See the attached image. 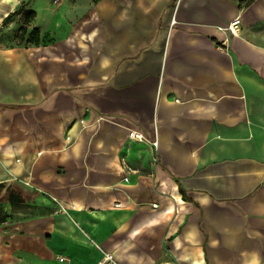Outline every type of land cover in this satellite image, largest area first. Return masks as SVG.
Here are the masks:
<instances>
[{"label": "crops", "instance_id": "crops-1", "mask_svg": "<svg viewBox=\"0 0 264 264\" xmlns=\"http://www.w3.org/2000/svg\"><path fill=\"white\" fill-rule=\"evenodd\" d=\"M98 14L88 53L51 52L44 79L42 58L0 57V185L63 209L0 224V264H264V0Z\"/></svg>", "mask_w": 264, "mask_h": 264}, {"label": "rangeland", "instance_id": "rangeland-1", "mask_svg": "<svg viewBox=\"0 0 264 264\" xmlns=\"http://www.w3.org/2000/svg\"><path fill=\"white\" fill-rule=\"evenodd\" d=\"M100 1L17 0L14 10L21 7L23 10L34 12V16L28 24L24 23L22 14L11 16L10 20L3 25L2 20H0V57H3L5 49L17 47L24 52L28 63L38 64L42 58L45 63L36 65L42 79L50 73V65L49 63L46 64L44 57H49L51 52L61 55L62 60L67 59L64 56L67 54L76 61L82 59L88 53L90 45L86 39L79 38L80 33L88 35L95 31V34H98L99 25L96 24L97 21L86 19L99 15ZM8 5V3L0 0V17L5 11H9ZM57 21L59 22L58 25L56 24ZM52 22H55L54 30H51ZM33 28H37L39 31L37 44L34 43ZM40 47L46 48L42 54ZM31 187V185H25L20 179L11 181L9 185H0V207L7 213L13 212L12 218L8 219L7 223L17 224L20 220L33 215L63 212L60 204H58L60 202L46 200L49 199L48 195ZM11 196L15 198L13 205L10 202ZM19 201L22 202V205L17 203Z\"/></svg>", "mask_w": 264, "mask_h": 264}, {"label": "trees", "instance_id": "trees-1", "mask_svg": "<svg viewBox=\"0 0 264 264\" xmlns=\"http://www.w3.org/2000/svg\"><path fill=\"white\" fill-rule=\"evenodd\" d=\"M19 14H22V16L24 17V23L25 24H28L30 22V20L33 18L34 16V12L32 11H26V10H23L21 7L20 8H17L16 10H14L12 13L8 14L6 17L3 18L2 20V25L3 24H6L11 16L13 15H19ZM32 33L35 37V41L34 43L37 44L38 43V36H39V31L37 28H33L32 30ZM178 185V191L182 197V200L186 201V202H192L185 194V191L183 190V188L181 187V185L177 184ZM14 197H10V202L13 203L15 202L14 201ZM19 205H22V202L19 201L17 202ZM13 213V212H12ZM12 213H7L5 212L1 207H0V224L6 222L8 219H11L12 218Z\"/></svg>", "mask_w": 264, "mask_h": 264}, {"label": "built area", "instance_id": "built-area-1", "mask_svg": "<svg viewBox=\"0 0 264 264\" xmlns=\"http://www.w3.org/2000/svg\"><path fill=\"white\" fill-rule=\"evenodd\" d=\"M237 21L235 20L234 21V24L236 23ZM227 31H229L231 34H234L237 32V29L234 27L233 24H230L227 28H226ZM129 137L133 140H136L138 142H144L146 141L145 138L143 137L142 134L138 133V132H135V131H130L129 132ZM151 145L152 147H156V142H151ZM155 161V159H154ZM95 248L97 249H100V246H95ZM101 258L99 259V261L96 263V264H118V261L117 259L115 258L113 252L111 250H101ZM58 261L62 262V261H66L67 258L66 257H58L57 258Z\"/></svg>", "mask_w": 264, "mask_h": 264}, {"label": "bare ground", "instance_id": "bare-ground-1", "mask_svg": "<svg viewBox=\"0 0 264 264\" xmlns=\"http://www.w3.org/2000/svg\"><path fill=\"white\" fill-rule=\"evenodd\" d=\"M2 2L8 3L12 7H14L17 4V0H2ZM3 15H5L4 17L7 16L6 14H3ZM1 17H0V19H1ZM173 197L181 204V200H180L179 194H178V192L176 190L173 191Z\"/></svg>", "mask_w": 264, "mask_h": 264}]
</instances>
